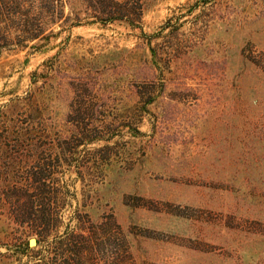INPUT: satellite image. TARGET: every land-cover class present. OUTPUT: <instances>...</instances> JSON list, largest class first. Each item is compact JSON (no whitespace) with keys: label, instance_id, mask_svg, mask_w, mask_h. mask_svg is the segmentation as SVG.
Returning a JSON list of instances; mask_svg holds the SVG:
<instances>
[{"label":"rangeland","instance_id":"rangeland-1","mask_svg":"<svg viewBox=\"0 0 264 264\" xmlns=\"http://www.w3.org/2000/svg\"><path fill=\"white\" fill-rule=\"evenodd\" d=\"M0 264H264V0H0Z\"/></svg>","mask_w":264,"mask_h":264},{"label":"water","instance_id":"water-1","mask_svg":"<svg viewBox=\"0 0 264 264\" xmlns=\"http://www.w3.org/2000/svg\"><path fill=\"white\" fill-rule=\"evenodd\" d=\"M34 243V245H36V241L35 240H32L31 241V245Z\"/></svg>","mask_w":264,"mask_h":264},{"label":"bare ground","instance_id":"bare-ground-1","mask_svg":"<svg viewBox=\"0 0 264 264\" xmlns=\"http://www.w3.org/2000/svg\"><path fill=\"white\" fill-rule=\"evenodd\" d=\"M32 245L34 246V243Z\"/></svg>","mask_w":264,"mask_h":264}]
</instances>
